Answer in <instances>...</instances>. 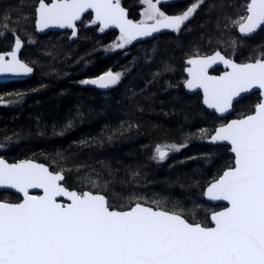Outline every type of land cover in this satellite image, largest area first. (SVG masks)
<instances>
[{"label": "trees", "instance_id": "16d2710c", "mask_svg": "<svg viewBox=\"0 0 264 264\" xmlns=\"http://www.w3.org/2000/svg\"><path fill=\"white\" fill-rule=\"evenodd\" d=\"M36 2L0 0V29L37 41L22 52L23 59L35 62L33 76L0 84V157L47 164L63 174L69 189L101 193L109 203L119 197L123 201L116 210L140 202L208 226V212L214 208L203 199L204 188L232 165L233 156L226 146L209 143L221 120L203 109L199 95L185 94L183 61L197 47L209 52L222 45L232 50L241 45L235 59L253 61L252 54L264 52V26L254 37L241 38L235 34V20L229 21L231 1L204 0L179 36L162 35L130 44L127 53H106L119 34L101 32L98 24L86 26L90 14L74 41L36 36ZM139 2L121 0L135 21ZM194 2L175 0L160 4V9L182 14ZM234 37L239 39L231 45ZM10 39L8 34L0 49L8 48ZM108 70L122 78L107 93L82 83ZM256 102L254 93L241 99L230 118L249 114ZM163 143L183 147L160 162L152 151ZM0 200L15 203L20 198L0 192Z\"/></svg>", "mask_w": 264, "mask_h": 264}, {"label": "snow or ice", "instance_id": "6c2138e0", "mask_svg": "<svg viewBox=\"0 0 264 264\" xmlns=\"http://www.w3.org/2000/svg\"><path fill=\"white\" fill-rule=\"evenodd\" d=\"M142 2L145 18L134 23L120 0H39L37 27L72 28L75 36V22L92 10L91 23L99 24L101 32L112 26L120 30L119 42L111 48H124L161 29L179 32L204 0L174 16L157 7L160 0ZM245 10L239 30L247 35L264 26V0H248ZM20 47L17 38L8 59L0 54V73L32 72L18 59ZM217 62L231 70L208 75ZM187 63L186 87L203 89L204 104L219 113L228 112L235 97L254 88L264 96V59L237 64L217 51ZM121 75L109 70L82 83L106 89L118 84ZM211 140L226 141L234 153L233 165L207 188L210 200L229 205L211 213V227L140 202L115 210L100 193L69 191L60 183L63 174L42 164L0 159V188L23 194L19 203L0 201V264H264V100L255 105L254 114L216 129ZM180 147L157 145L153 158L163 161ZM30 189L43 194L31 195Z\"/></svg>", "mask_w": 264, "mask_h": 264}, {"label": "water", "instance_id": "95a60500", "mask_svg": "<svg viewBox=\"0 0 264 264\" xmlns=\"http://www.w3.org/2000/svg\"><path fill=\"white\" fill-rule=\"evenodd\" d=\"M120 3H121V0H120ZM38 6H39V2H38L37 6H36V8H35V23H34L35 33H36L37 35H45V34L48 33V32H64V31H70L71 34L73 33V29H72V28H67V27H65V28H60V27H48V28H45V29H43V30L38 29V27H37L38 14H37V11H36V9L38 8ZM121 7H123V8L125 9V11H126V15H127V19L133 21L134 23H139V22H137V21L132 20V19L129 18L128 10L122 5V3H121ZM88 14L91 15V19H92V20L95 19V14H94V12H92V10H89L88 12L84 13V14L82 15L81 19L75 22V31H76V34L78 33V25L82 22L84 16H86V15H88ZM167 15H169V16H174V15H170V14H167ZM175 15H177V14H175ZM152 22H153V21L148 22V23H152ZM243 22H244V21H241L240 23H243ZM98 26H99V24H98ZM262 27H263V26H262ZM262 27H261V28H262ZM99 28H100V26H99ZM261 28L257 29V31L254 32V33H252V34H247V35H246V34H243V33L240 32V30H239V25H238V26H237V34H238L239 37H241V38H252V37H254V36H255V35L261 30ZM110 31H115V32H117L118 34H120V30H119L118 28L114 27V26H112V27H108V28H106V29L104 30V32H110ZM173 32H175V31H172V30H170V29H161L160 31L153 33L151 36L139 37V38L133 40L132 42H134V43H142V42H144V41H146V40H148V39H150V38H152V37H156V36H158V35H160V34H164V33H173ZM21 47H22V43H21ZM21 47H20V49H19V51H18V53H17V56H18V59H19L22 63L26 64L23 60H21V59L19 58V53H20ZM14 48H15V45H14V47L12 48L11 51H13ZM11 51L4 52V53H0V54H4L5 57H6V59H8L9 57L7 56V53H9V52H11ZM217 51H218V50H215V51L212 52L211 54H208V55H205V56H199V57H208V56H212V55H214ZM218 52H220V51H218ZM220 53H221V52H220ZM221 55H223V54L221 53ZM223 56H224V55H223ZM196 57H197V56L189 57V58H187V59L185 60V62H184V63H185V75H186V80H185V82L183 83V88H184V90H185L188 94H190V95L193 94V93H199L200 96H201V105H202V107H203L205 110H207L208 112H212V113H214V114H215L217 117H219V118H224V117L229 116L230 113L232 112V107L229 109L228 112H225V113H219V112H217L215 109L208 108L207 105L204 104V102H203V100H204L203 89H199V88H196V89H189V88L186 87V81H187L188 79H190L189 74H188V72H187V69H188L189 67H191V65H189V64L187 63V61H188L189 59L196 58ZM224 57H225V56H224ZM225 58H226V57H225ZM226 59H230V58H226ZM231 60H232L233 62L237 63V64H244V63L236 62V61L233 60V59H231ZM255 61H256V60H255ZM255 61L247 62V63H254ZM26 65H27L28 67L32 68V72H31V73H28V74H21V75H15V74H12V73H0V84H4V83H8V82H14V81H22V80H26V79L32 77V76H33V73H34V68L31 67V66L28 65V64H26ZM217 67L222 68L223 72L220 73V74H218V75H214V74H210V73H209L210 70H213V69H215V68H217ZM230 70H231V69L228 68V67H226L222 62H217V63H215V64H212V66L209 67L207 71H208V75L218 77V76H222L224 73H226V72H228V71H230ZM102 74H103V73H102ZM102 74H100V75H102ZM100 75H97V76H94V77H89V78H86L85 80L95 79V78L99 77ZM85 80H84V81H85ZM84 86L87 87V88H91V89L99 88L98 86L93 85V84H84ZM112 87H113V86H112ZM110 88H111V87L106 88V89H110ZM99 89L105 90L104 88H99ZM254 92L259 93L260 102H261L262 100H264V96L261 95V90L258 89V88H254V89H252V90L249 91V92L241 93L239 96L235 97V98L233 99L232 106H233V104H234L236 101H238L239 99H241V98H243V97H245V96H247V95H249V94H251V93H254ZM254 111H255V109H254ZM252 114H254V112H253ZM241 118H243V117H241ZM236 119H240V118H232V119H230L229 121H227V122L224 123V124H227V123L231 122L232 120H236ZM224 124H223V125H224ZM221 126H222V125H220V126H218V127H216V128L214 129V131H213L212 134L210 135L209 141L212 142V143H214V144L224 145V146L228 147V152H229V154H230L231 156H233V163H234V153L231 152V146H230V144H228L226 141H216V142H213V141L211 140V137H212L213 135H215V130L218 129L219 127H221ZM0 159L5 160L8 164H15V163L20 162V161H18V162H14V163H13V162H9V161H7L5 158H3V157H0ZM25 160H31V161H33L34 163L42 164V165H44L45 167H48L50 171H52V170L50 169V167H49L47 164H44V163H42V162H38V161L33 160V159H25ZM22 161H23V160H22ZM233 163H232V165H233ZM227 169H228V168H227ZM227 169H225V170H227ZM225 170H224V171H225ZM224 171H223V172H224ZM52 172H54V171H52ZM223 172H221L220 175H222ZM60 173H61V172H60ZM220 175H219V176H220ZM219 176L217 177V179L219 178ZM215 180H216V179H215ZM215 180L211 181V182H210L208 185H206V187L204 188V200H205V202H206L207 204H209V205H211V206L223 205L224 207H223L222 209L216 210V211H222L225 207H228V206H229V205H228V202H227V201H214V200H210V199L207 197V195H206L207 188H208V187L210 186V184H211L212 182H214ZM60 183H61L64 187H66V186L64 185V179H63ZM66 188H67V187H66ZM67 189H68L69 191H76V192H78L77 190H74V189H69V188H67ZM86 191H88V190H85V191H83V192H86ZM0 192H10V193H13V194L19 196L20 200H19L18 202H15V203H19V202H21L22 199H23V194L18 193L15 189H11V188H0ZM29 193H30L31 195H42V194H43V192H42L41 189H30V190H29ZM78 193H82V192H78ZM102 195H103V194H102ZM0 201H1V200H0ZM57 201L60 202V203H63V204L70 203V201L67 199V197H57ZM9 203H11V202H9ZM147 206H148V205H147ZM115 210H116V209H115ZM125 210H127V209H125ZM216 211H213V212H216ZM210 216H211V213H210L209 218H208V219H209V225H208V227L213 226L212 223H211V220H210Z\"/></svg>", "mask_w": 264, "mask_h": 264}, {"label": "flooded vegetation", "instance_id": "af4514ba", "mask_svg": "<svg viewBox=\"0 0 264 264\" xmlns=\"http://www.w3.org/2000/svg\"><path fill=\"white\" fill-rule=\"evenodd\" d=\"M38 2H39V0H37V2H36V4H35V7H34V23H35V8H36V6H37V4H38ZM46 2H50V0H46ZM248 2V0H245V5H246V3ZM229 6H231L232 8H233V5L232 4H230ZM162 12H164V11H162ZM165 13V12H164ZM166 15H167V13H165ZM170 15H175V14H170ZM177 15H179V14H177ZM244 15H246V10H245V6H244ZM243 15V16H244ZM85 17V16H84ZM242 20H239L238 21V23L236 24V26H235V34H237V26L239 25V23L241 22ZM34 23H33V32H34V34L36 35V36H38V37H41V38H47V39H51V38H54V37H62L61 36V34H65V33H67L68 34V36H70V37H72V41H74L77 37H78V33H79V25H78V33L75 35V36H73L72 34H71V32L70 31H64V32H48V33H46L45 35H37L36 33H35V27H34ZM187 23V22H186ZM6 32V30L5 29H0V42H2V41H4L5 39H7V37H8V34H11V39H10V44L8 45L9 47L8 48H4L3 50L2 49H0V53H4V52H8V51H11L12 50V48L14 47V45H15V40L17 39V38H19L20 39V41H21V43H22V47H21V50H20V53H19V58L21 59V60H23L26 64H28V65H30L31 67H33L34 68V63L35 62H33L32 60V58H30L31 60L30 61H26L25 60V58L23 59V56H22V52L25 50V51H27L28 52V48L27 47H33V46H31V45H29V43H28V39L27 40H23V38L21 37V36H19L15 31H11L10 33H7ZM167 34H175L176 36H179V32H173V33H164V34H160V35H158V36H156V37H152V38H150V39H148V40H146V41H151V40H153V41H156L159 37H161L162 35H167ZM238 35V34H237ZM239 36V35H238ZM70 41V40H69ZM33 42H34V44H36L37 43V41L35 40V39H33ZM145 42V41H144ZM144 42H142V43H144ZM152 42V41H151ZM157 42H159V41H157ZM132 43H134V42H132ZM147 43V42H146ZM135 44H141V43H135ZM220 47V48H219ZM215 50H218V51H220L226 58H230V59H233V60H235L236 62H239V61H237L236 59H235V57L236 56H232L230 53H231V50H229V52H227V51H224L222 48H221V46H217V47H214V49L213 50H211V51H209V52H206V51H204V52H195V53H193L192 55H190L189 57H192V56H205V55H208V54H211L212 52H214ZM234 50V49H233ZM189 57H187V58H189ZM186 58V59H187ZM185 59V60H186ZM261 59H264V58H261ZM185 60L183 61V65H182V88H183V83L185 82V80H186V75H185ZM247 62H252V61H245V62H239V63H247ZM109 71V70H108ZM105 72H107V71H105ZM105 72H103V73H105ZM223 72V70H222V68H220V67H217V68H215V69H213V70H210L209 71V73L210 74H214V75H218V74H220V73H222ZM102 74V73H101ZM100 75V74H99ZM97 76V75H96ZM94 77V76H93ZM85 80V79H84ZM84 84V83H83ZM117 85V84H116ZM116 85H114L113 87H111L110 89H112V88H114ZM94 89H97V91H99L100 93H107L110 89H105V90H102V89H99V88H94ZM184 89V88H183ZM184 92H185V94L186 95H188V96H193V95H199L200 96V94L199 93H193V94H188L185 90H184ZM252 94V93H251ZM254 94H256L257 95V102H256V104L257 103H259L260 102V98H259V93H257V92H254ZM250 95V94H249ZM248 96V95H247ZM247 96H245V97H247ZM245 97H243V98H245ZM200 98H201V96H200ZM243 98H241V99H243ZM241 99H239L238 101H236L234 104H233V106H232V112H233V109H234V106H235V104H237L238 102H241ZM255 104V105H256ZM255 105L253 106V109H252V111L249 113V114H246V115H250V114H252L253 112H254V109H255ZM202 106V105H201ZM204 109V108H203ZM205 110V109H204ZM205 111H207V110H205ZM208 112V111H207ZM232 112L230 113V115L232 114ZM209 113H212V112H209ZM212 114H214V113H212ZM215 115V114H214ZM230 115L229 116H227V117H224V118H219V117H217L216 115V117L218 118V119H220L221 121L220 122H218L219 123V125L218 126H220V125H223L224 123H226L227 121H229L230 119H232V118H230ZM245 115V116H246ZM241 117H244V116H241ZM241 117H237V118H241ZM218 126H216V127H218ZM215 127V128H216ZM214 128V129H215ZM214 131V130H213ZM212 134V133H211ZM210 137V136H209ZM209 143H212V142H209ZM212 144H214V143H212ZM224 146V145H223ZM228 148V147H227ZM229 153V152H228ZM232 166V165H231ZM231 166H229V167H231ZM228 167V168H229ZM227 169V168H226ZM224 171V170H223ZM222 171V172H223ZM217 179V178H216ZM224 206L223 205H216V206H213V208H214V210H212L211 211V213L213 212V211H216V210H219V209H222ZM210 215V214H209ZM208 218H209V216H208Z\"/></svg>", "mask_w": 264, "mask_h": 264}, {"label": "rangeland", "instance_id": "374dc122", "mask_svg": "<svg viewBox=\"0 0 264 264\" xmlns=\"http://www.w3.org/2000/svg\"><path fill=\"white\" fill-rule=\"evenodd\" d=\"M171 1H175V0H160V3L157 5V7H159L160 8V4H162V3H167V2H171ZM227 1H231V4L233 5V9H232V14L230 15V17H229V21L231 22V20H235L234 21V23H233V26H234V28H235V26H236V24L238 23V21L239 20H241V17L244 15V6H245V0H227ZM153 2L155 3V0H153ZM209 4H211V2L210 3H207L205 6L207 7V8H209ZM220 4H223V2L222 1H220ZM141 5V6H140ZM203 5H204V2H203V4H201L200 6H199V8L197 9V12H198V10H200L202 7H203ZM241 5V6H240ZM139 7H140V9H139V17H138V20H137V22H140V21H142L145 17H144V12H145V9L147 8V5L146 4H144L143 2H142V0H140V2H139ZM210 8H211V6H210ZM161 10V9H160ZM162 11V10H161ZM197 12L190 18V20H192L196 15H197ZM189 20V21H190ZM189 21H187V22H189ZM148 22H151V21H148ZM89 25H91L92 27L94 26V24L93 23H91V21L89 22V23H87L86 24V26H89ZM99 27V26H98ZM183 27V26H182ZM227 27V26H226ZM85 30V29H84ZM10 31V30H9ZM180 32V31H179ZM61 36L63 37V39H66L67 38V40L69 39L70 41H72L73 39H72V37H70V36H68V34L67 33H65V34H61ZM79 37V36H78ZM77 37V38H78ZM76 38V39H77ZM118 38H119V36H117L116 37V39L114 40V42L111 44V45H109V46H107L106 48H105V52L106 53H110V52H122V53H127L128 52V49H129V46H130V44L132 45L133 43L131 42V43H129V44H127V45H125V47L124 48H115V49H113V48H111V46L112 45H114L115 43H118L119 41H118ZM235 38V44H234V42L233 43H230L231 45H236V40H238L239 38H237V37H234ZM227 39H233V36H231V35H227ZM28 43H29V45H31V46H35L36 44H34V42H33V39H29L28 38ZM153 44H155V43H153ZM233 48H234V46H232ZM240 47H242L241 45H239L238 47H236L234 50H231V49H227V47L226 46H224V45H222L221 46V48L224 50V51H227V52H229V50H231V55L234 57V56H236V55H238V50L240 49ZM243 48V47H242ZM203 49H205V47L203 48ZM202 48H196V52H204V50H203ZM214 49V47L212 48V50ZM250 51H252L251 49H250ZM262 57H264V52L263 53H257V54H252L251 55V59H253V58H255V60H257V59H261ZM255 60H253V61H255ZM122 78V77H121ZM121 78H120V80H121ZM119 83H120V81H119ZM118 83V84H119ZM158 145H161V146H163V145H173V144H167V143H163V144H158ZM176 146H178V145H176ZM155 148H156V146L154 147V149H153V153L155 154ZM180 149V148H179ZM176 152H178V151H170L169 152V154H168V156H167V158L170 156V155H172V154H174V153H176ZM167 158L165 159V160H163V161H166L167 160ZM156 160H158V159H156ZM158 161H160V160H158ZM163 161H160V162H163ZM101 194V193H100ZM105 196V195H104ZM203 199H204V191H203ZM121 201H123L122 199H120L119 197H116L115 198V200H114V203L113 202H108L109 203V205L111 206V207H115V209L116 208H119V207H117L119 204H121L122 202ZM116 204H118V205H116ZM124 204V203H123ZM147 205V204H146ZM149 206V205H148ZM125 207H127V206H125ZM131 207V206H130ZM202 208V207H201ZM128 209V208H127ZM164 209V208H163ZM163 209H161V210H163ZM204 210V209H203ZM172 212H176V213H180V212H178V211H172ZM211 213V211L210 212H208V216H209V214Z\"/></svg>", "mask_w": 264, "mask_h": 264}, {"label": "bare ground", "instance_id": "6f19581e", "mask_svg": "<svg viewBox=\"0 0 264 264\" xmlns=\"http://www.w3.org/2000/svg\"><path fill=\"white\" fill-rule=\"evenodd\" d=\"M141 6V5H140ZM212 50V49H211Z\"/></svg>", "mask_w": 264, "mask_h": 264}]
</instances>
